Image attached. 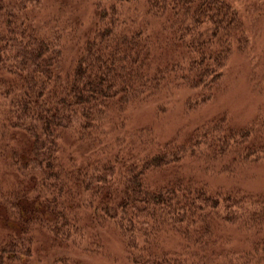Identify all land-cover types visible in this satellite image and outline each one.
I'll list each match as a JSON object with an SVG mask.
<instances>
[{"label":"trees","instance_id":"obj_1","mask_svg":"<svg viewBox=\"0 0 264 264\" xmlns=\"http://www.w3.org/2000/svg\"><path fill=\"white\" fill-rule=\"evenodd\" d=\"M82 1L0 0V264H88L106 232L128 264H264V189L208 181L264 164V103L182 139L128 122L178 90L185 110L214 99L240 11L91 0L81 17Z\"/></svg>","mask_w":264,"mask_h":264},{"label":"rangeland","instance_id":"obj_2","mask_svg":"<svg viewBox=\"0 0 264 264\" xmlns=\"http://www.w3.org/2000/svg\"><path fill=\"white\" fill-rule=\"evenodd\" d=\"M90 2L91 0L82 1L81 17L91 8ZM229 2L245 19L247 41L243 45L238 43L234 45L225 70V83L220 86L214 99L207 103L193 100L191 107L185 110L184 100L189 91L178 90L160 107L159 102H155L128 110V122L132 126L149 125L161 140L169 137L182 139L186 137L194 123L217 115L222 110L228 111L231 119L238 123L246 122L256 114L257 108L264 103V0ZM253 83L257 89H252ZM131 125L125 122L124 130L120 131V134L133 128ZM208 181L211 185H229L252 191L263 190L264 164L253 165L243 174L234 177L215 175L209 177ZM80 257L88 264H128L119 242L110 232H106L105 235L103 254Z\"/></svg>","mask_w":264,"mask_h":264}]
</instances>
